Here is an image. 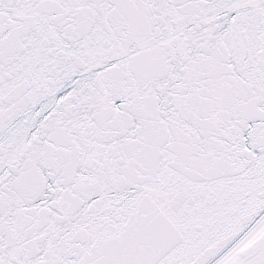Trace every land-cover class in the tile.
I'll use <instances>...</instances> for the list:
<instances>
[{
  "label": "snow or ice",
  "instance_id": "obj_1",
  "mask_svg": "<svg viewBox=\"0 0 264 264\" xmlns=\"http://www.w3.org/2000/svg\"><path fill=\"white\" fill-rule=\"evenodd\" d=\"M0 264H264V0H0Z\"/></svg>",
  "mask_w": 264,
  "mask_h": 264
}]
</instances>
